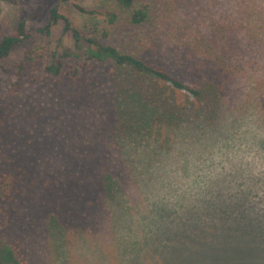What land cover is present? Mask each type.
Returning <instances> with one entry per match:
<instances>
[{
  "label": "rangeland",
  "instance_id": "obj_1",
  "mask_svg": "<svg viewBox=\"0 0 264 264\" xmlns=\"http://www.w3.org/2000/svg\"><path fill=\"white\" fill-rule=\"evenodd\" d=\"M138 2L161 11L171 30L165 31L162 21L158 26L127 24L114 0H0V41L16 34L22 20L30 35L9 57L0 59V179L11 174L27 193L12 201L0 196V235L6 241L0 250L8 264H167L162 255L172 245L198 246L206 240L214 241L213 256L186 264H264V68L250 74L254 80H235L221 116L212 121L193 118L187 123L189 130L175 136L163 154L152 156L148 153L154 145H140L131 179H122V193L93 223L79 228L62 221L64 228L52 221L54 212L49 214L48 200L39 188L47 184L44 171L72 169L75 161L67 162L63 151H70L69 145L80 148L95 127L90 123L94 112L89 100L82 104L73 99L63 77L45 72L61 49L60 41L67 48L74 44L63 21L51 36L38 32L50 23L51 10L58 6L87 35L143 51L145 58L178 73L177 66L182 65L175 58L173 66L168 52L175 30L185 33L192 22L207 21L225 6L231 11L235 4V0ZM76 5L97 13L83 14ZM113 12L118 19L110 24L107 14ZM77 65L86 66L90 84L110 95V64L83 58L69 60L67 69ZM16 82L21 88L12 93ZM183 94H177L178 101H183ZM232 205V210H224ZM229 222L234 233L221 241Z\"/></svg>",
  "mask_w": 264,
  "mask_h": 264
},
{
  "label": "trees",
  "instance_id": "obj_2",
  "mask_svg": "<svg viewBox=\"0 0 264 264\" xmlns=\"http://www.w3.org/2000/svg\"><path fill=\"white\" fill-rule=\"evenodd\" d=\"M229 2L231 0H223V4ZM114 3L127 24L158 26L162 21L164 29L167 28L165 31L171 30L162 12L149 3L141 4L138 0H114ZM76 9L83 14L97 13L81 5H76ZM221 10L207 21L192 22L181 35L177 32L181 29L175 30V39L168 52L173 66L175 58L182 65H175L181 70L178 73L145 58L143 51L119 48L87 35L74 27L71 20L60 13L58 6L51 10L50 23L38 32L51 36L53 29L63 21L64 32L72 35L74 44L67 48L60 41L61 49L57 46L58 51L45 72L56 78L63 77L73 91V99L78 98L82 104L89 100L94 112L90 123L95 127L89 140H81L80 148L69 145L71 150L63 151L67 162L75 161L72 169L59 170L58 174L44 171L48 175L47 184L39 188L48 200L49 214L54 212V223L64 228L62 221L79 228L93 223L98 213L112 206L122 193V179H131L134 173L132 160L140 145H154L155 150L148 153L152 156L163 154L166 152L163 149L171 146L175 136L189 130L187 123L193 118L212 121L221 116L224 100L235 80L240 77L254 80L250 74L264 68V0H235L233 10L226 6ZM107 17L110 24H114L118 14L108 13ZM29 37L26 21L22 20L16 34L5 35L0 41V59L9 57ZM83 58L98 65L110 64L108 70L113 83L110 95L90 84L85 74L87 70H83L86 66L67 69L69 60ZM257 85L256 82V89ZM20 88V82L11 85L12 93L19 92ZM184 92L181 95L183 101H178L177 94ZM0 184V196L8 201L27 196L21 192L19 181L9 173L2 175ZM231 208L234 205L224 210ZM232 222L225 225L227 228L221 241L234 233ZM3 238L0 235V246L6 243ZM202 242L198 246L174 244L168 252H163L162 257L167 264H186L193 258L213 256L214 241ZM12 250L15 254V249ZM5 255L0 250V264H8Z\"/></svg>",
  "mask_w": 264,
  "mask_h": 264
},
{
  "label": "clouds",
  "instance_id": "obj_3",
  "mask_svg": "<svg viewBox=\"0 0 264 264\" xmlns=\"http://www.w3.org/2000/svg\"><path fill=\"white\" fill-rule=\"evenodd\" d=\"M250 159V158H249Z\"/></svg>",
  "mask_w": 264,
  "mask_h": 264
}]
</instances>
